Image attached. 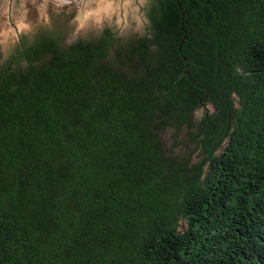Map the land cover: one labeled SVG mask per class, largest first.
Wrapping results in <instances>:
<instances>
[{"label":"trees","instance_id":"obj_1","mask_svg":"<svg viewBox=\"0 0 264 264\" xmlns=\"http://www.w3.org/2000/svg\"><path fill=\"white\" fill-rule=\"evenodd\" d=\"M146 3L0 52V264H264V0Z\"/></svg>","mask_w":264,"mask_h":264},{"label":"rangeland","instance_id":"obj_2","mask_svg":"<svg viewBox=\"0 0 264 264\" xmlns=\"http://www.w3.org/2000/svg\"><path fill=\"white\" fill-rule=\"evenodd\" d=\"M3 3L4 0H0V12L3 11ZM146 4L145 0L143 4L141 0H24L21 8L20 0H16V15L19 17L23 14L26 27L22 32L0 35V52L2 56L7 55L14 48L20 33L30 35L40 26L49 24L52 18L73 27L67 41L94 36L102 27H109L123 36L142 34L146 28ZM4 31L6 26L0 16V32ZM202 111L203 107H200L196 115Z\"/></svg>","mask_w":264,"mask_h":264},{"label":"clouds","instance_id":"obj_3","mask_svg":"<svg viewBox=\"0 0 264 264\" xmlns=\"http://www.w3.org/2000/svg\"><path fill=\"white\" fill-rule=\"evenodd\" d=\"M144 0H141L143 4ZM24 4V0H20V7L22 8ZM111 7V3L108 5ZM3 11L0 12V16L3 17V24L6 26V31L0 32V35H6L8 32L15 34L17 31L22 32L26 25L23 24V14L17 17V8H16V0H4L2 5ZM145 22L148 24L147 17H144ZM7 57L5 61H7ZM4 62V61H3ZM3 62H0L2 64Z\"/></svg>","mask_w":264,"mask_h":264},{"label":"flooded vegetation","instance_id":"obj_4","mask_svg":"<svg viewBox=\"0 0 264 264\" xmlns=\"http://www.w3.org/2000/svg\"><path fill=\"white\" fill-rule=\"evenodd\" d=\"M147 2V0H145Z\"/></svg>","mask_w":264,"mask_h":264}]
</instances>
